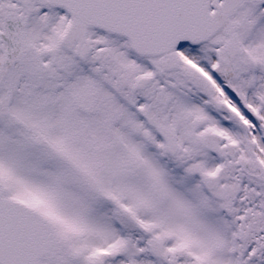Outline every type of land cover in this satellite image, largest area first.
<instances>
[{"label": "snow or ice", "instance_id": "6c2138e0", "mask_svg": "<svg viewBox=\"0 0 264 264\" xmlns=\"http://www.w3.org/2000/svg\"><path fill=\"white\" fill-rule=\"evenodd\" d=\"M0 264H264V0H0Z\"/></svg>", "mask_w": 264, "mask_h": 264}]
</instances>
